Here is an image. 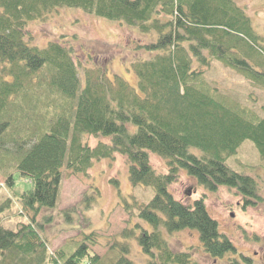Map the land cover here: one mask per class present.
<instances>
[{"label": "trees", "instance_id": "1", "mask_svg": "<svg viewBox=\"0 0 264 264\" xmlns=\"http://www.w3.org/2000/svg\"><path fill=\"white\" fill-rule=\"evenodd\" d=\"M63 8L134 27L148 38L136 42L148 56L129 63L136 87L117 74L108 76L106 66L82 67L72 46L56 40L32 44L28 23ZM244 8L237 0H0V149L6 140L14 144L0 157L12 156V170L3 173L0 187L12 192L13 202L30 219L15 228L0 224V264H108L87 247L86 242L97 243L92 231L71 250L50 256L34 219L56 205L64 169L86 175L94 162L116 154L125 159L132 185L154 191L145 204L125 205L130 215L135 207L152 230L121 233L136 235L149 264L192 263L189 253L169 248L162 231L196 230L212 258L235 252L204 196L185 204L169 187L183 170L209 193L226 187L246 200L259 199L256 180L231 169L226 160L247 140L264 158V104L255 112L221 96L205 79L206 70L218 63L264 90V35L254 30ZM44 72L43 83L57 102L43 123L17 103L35 75L42 83ZM86 136L107 141L90 146ZM151 153L165 159V173L151 165ZM16 171L32 184L29 190L14 189ZM115 255L110 264H134L122 253Z\"/></svg>", "mask_w": 264, "mask_h": 264}, {"label": "rangeland", "instance_id": "2", "mask_svg": "<svg viewBox=\"0 0 264 264\" xmlns=\"http://www.w3.org/2000/svg\"><path fill=\"white\" fill-rule=\"evenodd\" d=\"M237 2L240 6H245L252 27L263 36L264 0ZM28 25L32 44L42 47L48 41L56 40L72 46L74 58L82 67L106 66L108 76L117 74L130 86L136 87L137 79L129 68V63L135 58L148 56L144 50L136 49V42L143 43L148 38L134 27L97 18L71 8L60 9L46 20L31 21ZM35 76L30 87H27L29 92L22 95L23 97L20 96L17 104L31 108L27 113L33 115L32 120L44 123L55 110L57 96L43 83L46 72L39 75L43 84H40V81L38 83V76ZM83 79L82 76L81 81H84ZM205 79L207 83L217 86L221 96L260 112V106L264 104V90L251 86L235 72L214 63L206 70ZM37 94L40 96L36 101ZM33 99L36 102H33ZM16 124L23 126L20 122H14L12 125ZM13 129H16L15 126ZM13 129L12 132H15ZM99 140L107 141V138L85 137L90 146L96 145ZM4 148L14 149V144L6 140L0 149V157L4 155ZM10 158L11 154L9 158L0 159V185L4 184L6 174L3 173L12 170ZM150 163L159 173L167 171L166 161L159 155L151 153ZM226 163L231 169L250 175L256 180L258 200L252 198L246 201L235 190L226 187H219L216 192L209 193L183 170L169 187L173 197L185 204L204 196L206 208L210 216L217 221L219 232L230 239L235 247L233 254L212 258L202 249L196 230L184 229L173 233L162 231L171 250L190 254V264H259L255 252H260L261 246H264V158L259 156L252 142L247 140ZM63 173L56 205L43 209L34 219L36 229L50 256L61 248L71 250L83 239L84 234L92 231L96 235L97 243L86 242L87 247L106 263L110 264L116 257L115 254L122 253L134 264H149L150 256L142 251L136 235L133 237L121 233L125 228H130L128 231L133 230V233L140 229L141 232L152 230L147 221L136 216L135 207L130 215L125 205L130 208L134 206V202L145 204L152 198L154 191L151 187L132 185L129 182L125 159L116 154L112 159L96 161L86 175L72 174L66 169ZM13 176L14 189L26 191L32 187L28 180L20 178L18 171L14 172ZM13 200L12 192L1 186L0 224L4 227L15 228L19 222L30 221L27 214L21 212ZM136 222L140 228L135 226ZM120 245H125L128 252ZM245 256L252 257L253 261ZM157 263L160 264L159 261Z\"/></svg>", "mask_w": 264, "mask_h": 264}, {"label": "flooded vegetation", "instance_id": "3", "mask_svg": "<svg viewBox=\"0 0 264 264\" xmlns=\"http://www.w3.org/2000/svg\"><path fill=\"white\" fill-rule=\"evenodd\" d=\"M241 198H243V197L241 196ZM243 199L246 200L245 198H243ZM261 247H262V250L260 252L259 251H256L255 252V255L258 256V262H259V264H264V246H261ZM247 257H249V256H245V258H247ZM249 260L250 261H253V258L252 257H249Z\"/></svg>", "mask_w": 264, "mask_h": 264}, {"label": "water", "instance_id": "4", "mask_svg": "<svg viewBox=\"0 0 264 264\" xmlns=\"http://www.w3.org/2000/svg\"><path fill=\"white\" fill-rule=\"evenodd\" d=\"M187 195H189V192L187 191Z\"/></svg>", "mask_w": 264, "mask_h": 264}]
</instances>
